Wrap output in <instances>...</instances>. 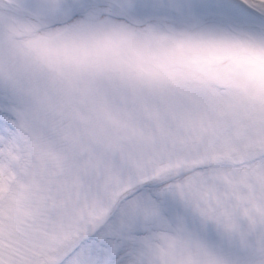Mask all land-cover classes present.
I'll use <instances>...</instances> for the list:
<instances>
[{
    "label": "snow or ice",
    "instance_id": "1",
    "mask_svg": "<svg viewBox=\"0 0 264 264\" xmlns=\"http://www.w3.org/2000/svg\"><path fill=\"white\" fill-rule=\"evenodd\" d=\"M0 264H264V0H0Z\"/></svg>",
    "mask_w": 264,
    "mask_h": 264
}]
</instances>
